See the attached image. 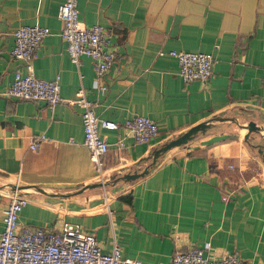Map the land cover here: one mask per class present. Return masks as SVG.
I'll use <instances>...</instances> for the list:
<instances>
[{"label":"crops","instance_id":"crops-1","mask_svg":"<svg viewBox=\"0 0 264 264\" xmlns=\"http://www.w3.org/2000/svg\"><path fill=\"white\" fill-rule=\"evenodd\" d=\"M63 1L0 0V210L24 194L22 225L80 224L103 252L115 232L123 256L141 264H171L176 251L207 242L210 258L237 253L264 264V0H78L80 19L104 26L117 49L107 89L94 85L89 57L71 62L60 32ZM25 24L51 28L32 64L39 78L61 77L64 100L54 106L7 93L16 72L26 71L11 53L14 29ZM173 49L213 54L209 80L185 83ZM82 87L97 115L120 126L100 128L110 144L100 169L73 102ZM135 114L158 123L156 139L139 142L127 131ZM205 121L210 127L147 174L116 181ZM251 122L258 131L248 142ZM36 134L44 138L31 149Z\"/></svg>","mask_w":264,"mask_h":264},{"label":"built area","instance_id":"built-area-1","mask_svg":"<svg viewBox=\"0 0 264 264\" xmlns=\"http://www.w3.org/2000/svg\"><path fill=\"white\" fill-rule=\"evenodd\" d=\"M62 22L61 36L66 51L73 64L79 66L83 56L92 60L96 73L94 85L107 89L106 74L114 67L117 49L111 41L109 31L101 24H86L80 19L78 0H64L59 8ZM51 32L49 26L39 24L19 25L14 29L12 55L25 62L26 71H17L7 93L27 100H44L54 106L64 99L60 89L61 77L39 78L34 74L33 58L42 40ZM177 57L179 74L185 83L201 80L207 82L212 75L215 56L208 52L173 49ZM82 108L81 117L84 131V144L90 148L92 159L100 169L102 155L110 150L106 138L100 135V128L119 129L117 122L100 118L85 90L80 88L73 101ZM125 128L139 142H150L159 134L158 123L151 117L135 114L125 122ZM44 135H34L30 148L37 149ZM73 141V138L71 139ZM120 145H124L122 141ZM28 198L15 193L9 204L0 210L3 231L0 235V264H141L123 256L121 246L113 232L110 252H103L102 246L92 232L85 231L80 224L63 222L57 229L32 227L19 222L20 211ZM210 242L203 247L187 251H176L171 264H255L237 253L225 254L213 259L206 255Z\"/></svg>","mask_w":264,"mask_h":264},{"label":"water","instance_id":"water-1","mask_svg":"<svg viewBox=\"0 0 264 264\" xmlns=\"http://www.w3.org/2000/svg\"><path fill=\"white\" fill-rule=\"evenodd\" d=\"M210 125H211V122L209 121L201 122L199 124L194 125L193 127L183 132L182 134L178 135L177 137H174L172 139H169L163 142L162 144L157 146L148 156V159H151V162L148 167H146L143 171H140V172L135 171V172L125 173L119 178H117L116 181L117 180L130 181L140 176H144L145 174L149 172L150 168L160 159V157H162L168 150L176 146H180L182 144L187 143L189 140L194 138L200 131H205L208 127H210ZM246 127L248 128V132L246 133L245 139L246 141L249 142L250 133L253 131H258V128L255 126L253 122H251V124H249ZM263 158H264V154H263ZM93 185H96V184H93Z\"/></svg>","mask_w":264,"mask_h":264}]
</instances>
